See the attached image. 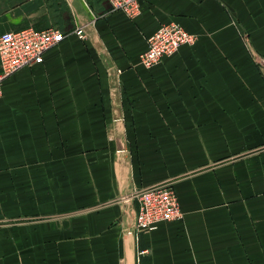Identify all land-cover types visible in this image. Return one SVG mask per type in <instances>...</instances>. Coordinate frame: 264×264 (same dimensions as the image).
Wrapping results in <instances>:
<instances>
[{
	"label": "crops",
	"instance_id": "crops-1",
	"mask_svg": "<svg viewBox=\"0 0 264 264\" xmlns=\"http://www.w3.org/2000/svg\"><path fill=\"white\" fill-rule=\"evenodd\" d=\"M6 4L66 38L0 84V264H264V0ZM169 23L196 43L146 69ZM159 185L184 217L136 233Z\"/></svg>",
	"mask_w": 264,
	"mask_h": 264
},
{
	"label": "built area",
	"instance_id": "built-area-1",
	"mask_svg": "<svg viewBox=\"0 0 264 264\" xmlns=\"http://www.w3.org/2000/svg\"><path fill=\"white\" fill-rule=\"evenodd\" d=\"M114 9L136 19L140 0H109ZM77 34L84 38L82 30ZM66 38L55 28L36 30L29 27L20 31H7L0 36V84L23 69H33L44 63V56ZM197 37L176 23L162 25L148 39V49L141 56L144 67L158 65L164 57L174 55L183 45L196 43ZM1 97V91H0ZM139 211L136 230L140 233L156 231L163 223L181 221L184 217L178 193L172 185L154 186L136 194Z\"/></svg>",
	"mask_w": 264,
	"mask_h": 264
},
{
	"label": "rangeland",
	"instance_id": "rangeland-1",
	"mask_svg": "<svg viewBox=\"0 0 264 264\" xmlns=\"http://www.w3.org/2000/svg\"><path fill=\"white\" fill-rule=\"evenodd\" d=\"M2 1L4 2V0H2ZM13 1H14V0H6V2H7V4H6L7 6H6V7L8 8V5H9V6H12V5H13ZM18 2H20V0H18ZM6 7H5V8H6ZM184 29H185V28H184ZM185 30H186V29H185ZM0 91H1V90H0ZM1 94H2V92H1ZM176 192H177V191H176ZM179 201H180V200H179ZM180 205H181V204H180ZM181 209H182V208H181ZM136 217H137V215H136ZM135 230H136V223H135ZM136 233H140V232H138V231L136 230ZM143 233H144V232H143Z\"/></svg>",
	"mask_w": 264,
	"mask_h": 264
},
{
	"label": "bare ground",
	"instance_id": "bare-ground-1",
	"mask_svg": "<svg viewBox=\"0 0 264 264\" xmlns=\"http://www.w3.org/2000/svg\"><path fill=\"white\" fill-rule=\"evenodd\" d=\"M140 7H141V6H140ZM140 14H141V12H140ZM140 14H139V16H140ZM126 16H127V15H126ZM139 16H138V17H139ZM127 17L129 18V16H127ZM138 17H137V18H138ZM137 18H136V19H137ZM130 19H131V18H130ZM136 19H131V20H136ZM180 26H181V25H180ZM159 30H160V29H159ZM147 43H148V42H147ZM186 45H188V46H193V45H190V44H186ZM186 45H183V46H186ZM147 49H148V48H147ZM178 51H179V50H178ZM178 51H177V52H178ZM177 52H176V53H177ZM176 53H175V54H176ZM175 54H174V55H175ZM142 55H143V54H142ZM142 55H141V56H142ZM171 56H173V55H171ZM167 57H170V56H167ZM164 58H165V57H164ZM162 60H163V59H162ZM160 63H161V62H160ZM160 63H159V64H160ZM141 64H142V62H141ZM159 64H158V65H159ZM142 65H143V64H142ZM156 66H157V65H156ZM154 67H155V66H154ZM154 67H152V68H154ZM145 68H146V67H145ZM152 68H146V69H152ZM137 200H138V199H137ZM138 203H139V202H138ZM138 211H139V208H138Z\"/></svg>",
	"mask_w": 264,
	"mask_h": 264
}]
</instances>
